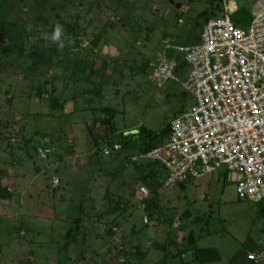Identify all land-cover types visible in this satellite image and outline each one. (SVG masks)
Instances as JSON below:
<instances>
[{
	"label": "rangeland",
	"instance_id": "374dc122",
	"mask_svg": "<svg viewBox=\"0 0 264 264\" xmlns=\"http://www.w3.org/2000/svg\"><path fill=\"white\" fill-rule=\"evenodd\" d=\"M225 1L233 21L250 23L254 0ZM216 3L0 0V264H255L264 202L238 198L222 171L166 188L158 164L126 166L101 153L187 109L179 81L158 88L148 71L164 40L194 43L220 16ZM57 25L63 49L52 39ZM44 137L53 151L40 158ZM38 191L52 209H71L53 231L31 209ZM191 249L198 257L186 262L175 254Z\"/></svg>",
	"mask_w": 264,
	"mask_h": 264
},
{
	"label": "built area",
	"instance_id": "2783aa9c",
	"mask_svg": "<svg viewBox=\"0 0 264 264\" xmlns=\"http://www.w3.org/2000/svg\"><path fill=\"white\" fill-rule=\"evenodd\" d=\"M221 6L220 16L206 20L196 42L164 40L148 77L158 88L167 80L179 81L192 102L170 120L161 143L129 155L128 161L158 164L166 188L222 171L238 198L260 204L264 202V0L252 4L248 25L230 18L233 11L224 0ZM121 148L114 142L101 147V153L115 154ZM52 151L48 137L35 149L40 158ZM139 191L143 199L149 195L145 186ZM139 207L146 209L143 200ZM142 222L149 223L145 213ZM262 260L264 248H258L251 261Z\"/></svg>",
	"mask_w": 264,
	"mask_h": 264
},
{
	"label": "crops",
	"instance_id": "0c3cea01",
	"mask_svg": "<svg viewBox=\"0 0 264 264\" xmlns=\"http://www.w3.org/2000/svg\"><path fill=\"white\" fill-rule=\"evenodd\" d=\"M215 1H217V0H215ZM219 1V2H218ZM217 1V3H219V5L221 4V1L220 0H218ZM255 1V0H254ZM216 3V4H217ZM224 3L226 4V6H227V2L224 0ZM254 3V2H253ZM230 5H232V4H230ZM228 7V6H227ZM221 8H222V6H221ZM230 10H232L233 11V14H234V10L235 9H233V8H231V6L230 7H228ZM232 14V15H233ZM206 22V21H205ZM204 22V23H205ZM203 23V24H204ZM203 26V25H202ZM202 29V28H201ZM198 39V38H197ZM196 42V41H195ZM133 132H136V130L135 131H133ZM125 134H127V133H125ZM166 137V135L164 136V138ZM137 147V145L136 144H134V143H131V146H129V147H124L123 149H122V151L120 150L119 152H117V153H115V154H112V155H114V157H113V161H119V162H122L123 164L125 163V165L127 166V164H132V163H130L129 161H128V156L129 155H131V154H133V153H136V152H130L128 149L129 148H131V147ZM138 150V149H137ZM112 160L110 161V162H112ZM149 162H147V163H137V164H148ZM75 168V167H74ZM82 169V168H81ZM55 172H57V169H55ZM184 186H186V185H184ZM93 187H94V185H93ZM34 191H35V189H34ZM21 194V193H20ZM40 195L41 194H39V191L38 192H32V194L31 195H29L30 197H28V198H30L29 200L31 201V202H33V204L31 205V209H33V211H35V213H36V215H38V213L40 214V220L42 221L41 222V224H46V223H50L49 225H50V227H51V229H52V231L55 229V227L57 226V223H58V220L60 219V218H62L61 216H62V213L63 212H65V211H69V212H71V209L69 210V209H66L65 211H57V209L55 210V209H52L49 205H46L44 202H46L47 203V199H45V198H41L40 197ZM34 197H37L36 199H34ZM21 201H22V199H21ZM20 201V202H21ZM67 201H68V199H67ZM83 201V200H82ZM90 202H92V200L90 201ZM80 203H82L81 201L79 202V203H77V204H74V209L73 210H75V208H77L78 207V205L80 204ZM72 210V211H73ZM100 216H101V213H100ZM48 225V226H49ZM182 235H184V233H182ZM40 252V251H39ZM41 253V252H40ZM186 253H190L191 255L192 254H195V256H196V250L195 249H191V250H188V251H185V252H181L180 254H177V253H175L181 260H182V262H183V258L181 257L182 255H184V254H186ZM39 255V254H38ZM38 255H36V258H37V261H38ZM40 255H42L43 257H45V258H48V259H50V256H46V255H43V254H40ZM193 256V255H192ZM192 258H194V257H192ZM184 262H186V261H184Z\"/></svg>",
	"mask_w": 264,
	"mask_h": 264
},
{
	"label": "trees",
	"instance_id": "16d2710c",
	"mask_svg": "<svg viewBox=\"0 0 264 264\" xmlns=\"http://www.w3.org/2000/svg\"><path fill=\"white\" fill-rule=\"evenodd\" d=\"M218 1V0H217ZM219 2V1H218ZM216 7H220L219 3H217L214 8ZM221 9V7H220ZM21 28V26H20ZM198 40V39H197ZM196 40V41H197ZM169 129V124H167L166 126H164L160 131L158 132H155L153 131L152 129H149L143 125H140L139 126V129H137L138 131L134 132V133H131L129 137H127L128 139L124 140L123 139V136H121V139H120V142L121 145L124 147H129L131 146V143H134V141H138L137 143H139L140 141V144H139V149L138 151H142V150H147V149H150L154 146H156L158 143L155 142L158 138V136H165L167 131ZM163 141V140H162ZM161 141V142H162ZM160 142V143H161ZM117 153V152H116ZM185 184H180V186H184ZM197 254L195 256V258H197Z\"/></svg>",
	"mask_w": 264,
	"mask_h": 264
},
{
	"label": "clouds",
	"instance_id": "9594fccd",
	"mask_svg": "<svg viewBox=\"0 0 264 264\" xmlns=\"http://www.w3.org/2000/svg\"><path fill=\"white\" fill-rule=\"evenodd\" d=\"M63 32H64V29L60 25H57L55 27V29L53 31V35H52V39L54 41L59 42L58 46H59L60 49H63L64 46H65L64 42L61 41V36H62Z\"/></svg>",
	"mask_w": 264,
	"mask_h": 264
},
{
	"label": "water",
	"instance_id": "95a60500",
	"mask_svg": "<svg viewBox=\"0 0 264 264\" xmlns=\"http://www.w3.org/2000/svg\"><path fill=\"white\" fill-rule=\"evenodd\" d=\"M193 255V256H192ZM190 254V253H186V254H184L183 255V259H184V261H189V260H191L192 259V257H195V254Z\"/></svg>",
	"mask_w": 264,
	"mask_h": 264
}]
</instances>
